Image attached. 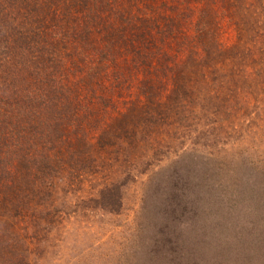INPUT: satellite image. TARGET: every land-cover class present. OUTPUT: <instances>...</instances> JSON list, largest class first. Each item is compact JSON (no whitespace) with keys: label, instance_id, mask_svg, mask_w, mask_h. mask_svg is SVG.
<instances>
[{"label":"rangeland","instance_id":"1","mask_svg":"<svg viewBox=\"0 0 264 264\" xmlns=\"http://www.w3.org/2000/svg\"><path fill=\"white\" fill-rule=\"evenodd\" d=\"M23 106L62 127L30 264H210L201 224H264V0H0V125Z\"/></svg>","mask_w":264,"mask_h":264},{"label":"trees","instance_id":"2","mask_svg":"<svg viewBox=\"0 0 264 264\" xmlns=\"http://www.w3.org/2000/svg\"><path fill=\"white\" fill-rule=\"evenodd\" d=\"M26 99L31 106L35 104V96L26 95ZM22 108L17 111L24 110L25 119L15 122L9 116L5 126L0 125V264H30L37 246L49 244L55 224L54 212H57L51 207L55 202L54 189L59 180L64 179L62 164L38 158L40 143L36 144L31 138L36 134L40 139L41 134L47 138L49 130L51 135H57L62 127L52 124V120L43 121L31 108ZM237 163L240 165L241 161H235V165ZM234 193L230 202L234 208L233 218L248 206V198H251L245 193L243 198L240 191ZM261 196H257L258 206L264 207V188ZM44 199L49 202L43 203ZM239 217H236L238 222L222 220L214 227L201 224L197 239L202 248L199 259L209 252L210 264H264V224L258 227L259 222ZM229 223L235 226L229 227Z\"/></svg>","mask_w":264,"mask_h":264}]
</instances>
